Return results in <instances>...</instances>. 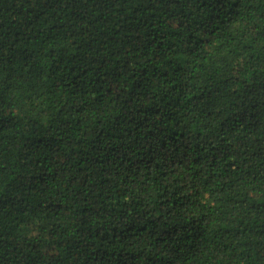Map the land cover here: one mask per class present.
Instances as JSON below:
<instances>
[{"label": "trees", "instance_id": "16d2710c", "mask_svg": "<svg viewBox=\"0 0 264 264\" xmlns=\"http://www.w3.org/2000/svg\"><path fill=\"white\" fill-rule=\"evenodd\" d=\"M0 264H264V0H0Z\"/></svg>", "mask_w": 264, "mask_h": 264}]
</instances>
